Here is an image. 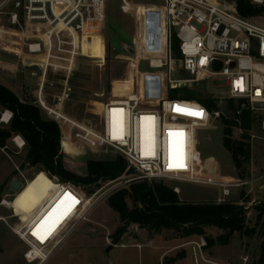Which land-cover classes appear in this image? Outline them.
Returning a JSON list of instances; mask_svg holds the SVG:
<instances>
[{
    "label": "built area",
    "instance_id": "2783aa9c",
    "mask_svg": "<svg viewBox=\"0 0 264 264\" xmlns=\"http://www.w3.org/2000/svg\"><path fill=\"white\" fill-rule=\"evenodd\" d=\"M162 1V5L158 7L150 4L146 8L135 4L134 0H121L125 11H134L141 16L150 11L157 16L160 14L163 25L143 28L146 29V38L142 40L144 47L141 57L144 55L149 59L152 68L159 70L167 67L171 76L179 69L185 72L186 77L170 78L171 87L184 85L191 88L204 85L207 93L217 101H241L240 108L261 116H257L256 121L264 130V26L242 16L235 0L230 3L221 0ZM251 1L264 4V0ZM107 2L108 0H2L0 13L5 6L13 3L14 11L10 13V18L12 24L19 26V29L17 33H9L20 35L27 49L24 61L27 58L38 60L39 56L45 55L44 62L37 61L42 70H46L48 66L55 69L57 61L64 60L62 69L67 72L74 56L79 52V48L75 50L72 46L74 35L82 42L84 38L91 39L94 34L102 33ZM141 8L145 10L141 12ZM141 21L143 27L145 21L139 16V28ZM175 39L180 52L177 59L173 56ZM66 45L72 50L65 49ZM134 50L132 55L137 52L135 48ZM64 51L70 56L58 54ZM24 61L23 64H26ZM141 76L140 82H143ZM143 84L144 82L140 87L144 95L142 98L138 89L137 94H114L102 104L98 133L89 131L60 111L46 106L39 96L41 106L55 114V120L60 126L61 123L70 124L72 129L84 130L81 134L64 128L60 139L63 151L69 153L64 146L66 141L74 145H78L77 141H82L95 150L101 145H109L125 158L127 167L123 175L103 184L106 191L103 189L101 194L98 192L93 195H88L81 185L62 181L54 176L56 180L52 193L60 197L58 202H61L55 223L40 231H36L35 224L28 220L9 224L27 244L25 258L28 262L45 263L81 223L89 220L93 209L104 196L126 183L142 179L207 184L217 187L219 196L216 202L224 203L232 197L234 189L245 188L250 191L255 183L264 180V173L255 175L251 172L246 178L222 175L216 160L211 166V157H202L198 149L199 131L221 117V111L211 112L195 100L152 101L143 92ZM152 103L160 106L155 107ZM177 108L201 111L203 115H189L185 111H177ZM11 116L12 112L6 122L10 121ZM240 131L242 132L241 129ZM20 137L22 144L19 147L22 148L26 143ZM254 137L252 133L251 139ZM181 162L184 166H177ZM131 168L136 173L133 176ZM110 185L112 187L109 188ZM260 185L264 186V183ZM173 190L178 194L181 192L177 185L173 186ZM16 193L10 186V193L5 195L0 204L10 208ZM66 194L74 197L77 203L73 204ZM253 201L254 198L249 204ZM258 230L264 231V210ZM192 244L196 264H223L205 257L203 241ZM247 261L248 257H244L243 264H247Z\"/></svg>",
    "mask_w": 264,
    "mask_h": 264
},
{
    "label": "rangeland",
    "instance_id": "374dc122",
    "mask_svg": "<svg viewBox=\"0 0 264 264\" xmlns=\"http://www.w3.org/2000/svg\"><path fill=\"white\" fill-rule=\"evenodd\" d=\"M221 1L232 2V0ZM162 2V0H134L135 4L146 8L150 4L158 7L162 5ZM258 5L264 8V4ZM141 9V12L145 10V8ZM13 11V3H10L0 13V84L11 88L21 99L31 100L41 106L37 96L40 91L39 84L43 81L42 98L46 106L60 111L66 117L94 133H98L100 130L99 112L102 104L114 94L132 95L138 93V89L142 98L144 95L140 87L143 82V92L152 101L186 100V98L173 97V95L180 93L177 92V89L190 87L182 85L174 88L169 82L171 77H186L185 72L179 69L171 76V72L167 70V67H164L159 69V73L158 69L150 66L149 59L144 55L143 58L141 57L144 47L142 40L146 38L144 36L146 29L143 28L163 25L159 13L157 16L149 10L150 12H145L141 16L137 12L123 10L121 0H108L106 19L102 33H99L104 39L106 48L104 61L78 53L74 56L72 65L70 69H67V72H63L62 65H65V61L61 60L57 61L55 69L48 66L46 70L43 69L35 75L23 64L27 49L22 43L20 35L5 33V29L11 26L10 13ZM139 16L143 21H148L144 22L143 27L141 21V28L138 27ZM250 19L264 26V12L252 16ZM16 28L19 29V26ZM72 46L74 47L73 42ZM129 46L136 49L135 55L127 50ZM65 49L72 50L67 45ZM173 52V56L177 59L178 56L174 48ZM58 54L63 57L70 56L66 51ZM39 57L42 58V62L46 60L45 55ZM66 66L69 67V64ZM140 76L143 77V82H140ZM209 88H211V84H209ZM190 89L201 95L207 93L204 85H195ZM152 105L160 106L155 103ZM218 106L221 116L231 115L226 101H218ZM41 108L44 116L55 119L56 116L53 112H49L42 106ZM6 110L8 109H3L0 106V128L9 123L3 121ZM209 111L212 112V110ZM64 128L73 133L83 134L84 131L82 128L72 129L70 124L62 125L61 123V130ZM240 132L239 129H235L234 135L237 136ZM251 132L255 137L251 139L252 161L250 166L257 171L254 173L255 175H261L264 173V130L256 121ZM16 136L13 135L8 139L6 147L0 148V202L8 192L10 193V185L15 177L24 184L21 191L15 194L10 208L0 204V264H37V262L31 263L26 260L25 252L28 250V246L9 224H18L22 220H28L33 225L35 224L36 231L43 230L46 226L55 223L61 202H58L60 197L52 193L54 183L45 182L43 169L23 165L26 145L22 148L19 147L15 142ZM76 143L78 144L74 145L76 152H72L73 146L69 141L66 143V151L69 153L63 151L62 148L60 152L67 168L79 175L86 174L88 159H108L121 156L115 148L109 145H101L95 150L82 141ZM198 144L203 158L214 157L219 162L222 175H237L238 172L234 167L231 154L223 144V124L220 117L215 119L210 126L199 131ZM130 170L133 171L132 176L136 174L133 168ZM160 181L147 180L149 183ZM261 182L264 180L255 183L252 190H245L240 196L239 193H236L229 199V201H238L237 203L247 210L248 227H256V232L253 234L237 231L231 237L226 238L225 230L216 226H206L205 234L185 237L181 232L175 230L164 229L161 232H156L137 224H131L118 243L127 245L117 246L109 253L107 248L114 244L112 237L122 221L119 214L109 205L108 197L116 189L130 184V182L126 183L104 196L93 209L89 220L81 223L43 264H164L165 259L160 257L164 251L161 248V243L164 244L165 250L175 243L177 245L184 244L181 247L177 246L179 247L177 250L184 251L185 255L190 251L193 257L192 242L195 241L205 243L203 252L207 259L223 264H243V258L248 257L247 264H264V260L262 261L264 259V233L258 230L260 220L257 222L256 218L260 212L257 206L264 207V186L260 185ZM163 183L172 188L175 185L179 186L181 192L178 195L184 201L213 202L217 201L219 196L217 187L207 184L164 180ZM105 187L101 185L94 192L89 193L82 186L88 195L98 192L101 194L107 190ZM253 198L255 201L249 204ZM128 202L130 206H133L131 199ZM151 238L153 241L149 242L148 240Z\"/></svg>",
    "mask_w": 264,
    "mask_h": 264
},
{
    "label": "trees",
    "instance_id": "16d2710c",
    "mask_svg": "<svg viewBox=\"0 0 264 264\" xmlns=\"http://www.w3.org/2000/svg\"><path fill=\"white\" fill-rule=\"evenodd\" d=\"M235 1L242 16L250 18L264 12L262 6L251 0ZM173 48L179 56L177 39L173 41ZM177 92L180 93L173 97L198 100L209 110H218V101L207 93L201 95L190 88L177 89ZM226 102L231 115L220 117L223 124V144L231 154L237 176L246 178L252 172L251 130L256 124L257 115L246 108H240L241 101L229 99ZM0 106L12 112L8 125L0 128V148L6 147L8 139L13 135L22 136L26 143L23 165L43 169L46 183H54V176H57L62 181L81 185L92 193L105 182L125 172L127 162L120 155L108 159H88L87 172L84 175L71 171L65 165L60 152L61 126L55 119L44 116L38 103L21 99L11 88L0 84ZM235 129H241L242 132L235 136ZM129 199L132 200L133 206L129 205ZM108 202L122 221L112 237L114 244L120 242L131 224L156 232L164 229L175 230L185 237L205 234L206 226L225 230L226 238L237 231L248 234L256 232V227H248L247 210L238 203L184 201L172 187L163 183V180L156 183H149L147 180L132 181L111 193ZM257 208L260 210L256 215L259 222L264 207L259 205ZM111 247L112 245H109L108 249Z\"/></svg>",
    "mask_w": 264,
    "mask_h": 264
},
{
    "label": "crops",
    "instance_id": "0c3cea01",
    "mask_svg": "<svg viewBox=\"0 0 264 264\" xmlns=\"http://www.w3.org/2000/svg\"><path fill=\"white\" fill-rule=\"evenodd\" d=\"M0 3H1V0H0ZM10 21H11V18H10ZM10 25L11 26L8 29H5V33H8L9 34V31L10 32L17 33L16 26L13 25L12 22H11ZM73 45H74L75 49L79 48V52L78 53L81 54V55H86V56H89V57H92V58H99L102 62L105 59L106 48H105L104 39H103V37H102L101 34H94L91 39L84 38L82 42L78 39V36L77 35H74ZM39 58H38V60L37 59L34 60L32 63H35L37 61L38 62H40V61L42 62V58L41 57H39ZM31 61H32V59L27 58V59H25L24 62L25 63H29V62L31 63ZM39 85H40V88H39L40 91H38L39 92L38 93V96H37L38 97V100H39V96L42 97V93H43V89L41 88V86L43 84L40 83ZM67 142L68 141H66L64 143L65 149H67V147H66V143ZM72 146H73V151L72 152H76V148L74 147V144H72ZM213 158L214 157H211L209 159V163H210L211 166L213 165V163H215V160H216L215 158L214 159ZM217 163H218V169L221 172L220 164H219L218 161H217ZM255 172H257V171H255V168L252 167V173L254 174ZM232 176H236V175H232ZM262 183H264V182H261V184ZM245 190H246L245 188L234 189L232 196H234L236 193L237 194L239 193V196H240L241 193L243 191H245ZM214 202H216V201H214ZM235 202L237 203L238 201H235ZM148 241L151 242L153 240L151 238V240L149 239ZM126 245L127 244H124V243H121V244H112V247L110 249L107 248L108 249L107 251L110 253L115 247H117V246H126ZM131 245H135V244H131ZM163 245L164 244L161 243V248L164 251L161 253V256L160 257H161V259H162V257L165 259L164 260V264H194V262H195L194 257H192V255H191V253H190L189 250H188L189 253H187L186 255H185V252L184 251L177 250V248H179L181 246H184V244L183 245H177L175 243L173 246L169 247L167 250L164 249V246ZM177 246H179V247H177ZM181 257H183V258L180 259ZM200 264H210V263L200 262Z\"/></svg>",
    "mask_w": 264,
    "mask_h": 264
},
{
    "label": "water",
    "instance_id": "95a60500",
    "mask_svg": "<svg viewBox=\"0 0 264 264\" xmlns=\"http://www.w3.org/2000/svg\"><path fill=\"white\" fill-rule=\"evenodd\" d=\"M127 50L131 53V54H134L135 53V50L132 46H129L127 47ZM25 68L26 69H29L31 71H33V73L36 75L38 72L42 71V68L40 67V65L35 62V63H32V64H25ZM21 184V181L15 177L12 182H11V187L14 189V190H18L19 186Z\"/></svg>",
    "mask_w": 264,
    "mask_h": 264
},
{
    "label": "snow or ice",
    "instance_id": "6c2138e0",
    "mask_svg": "<svg viewBox=\"0 0 264 264\" xmlns=\"http://www.w3.org/2000/svg\"><path fill=\"white\" fill-rule=\"evenodd\" d=\"M177 111H185V112H187V114H189V115H194V116H201L202 117V115H203V113L201 112V111H194V110H188V109H179V108H177ZM151 149L149 148V151H150ZM177 166H179V167H183L184 165H183V163L181 162L179 165H177ZM66 197L67 198H69V199H71L72 201H73V204L74 203H77V201L75 200V198L74 197H71V195L70 194H66ZM69 211H70V209H69ZM35 234V233H34Z\"/></svg>",
    "mask_w": 264,
    "mask_h": 264
},
{
    "label": "bare ground",
    "instance_id": "6f19581e",
    "mask_svg": "<svg viewBox=\"0 0 264 264\" xmlns=\"http://www.w3.org/2000/svg\"><path fill=\"white\" fill-rule=\"evenodd\" d=\"M26 64H29V63H26ZM9 114H10V110H6V112L4 114L5 118H4L3 121H7L8 117H9ZM16 142H17L18 145H21L22 144V138L20 136H17L16 137ZM22 187H23V182H21V184H20V186H19V188L17 190V193L21 191Z\"/></svg>",
    "mask_w": 264,
    "mask_h": 264
}]
</instances>
